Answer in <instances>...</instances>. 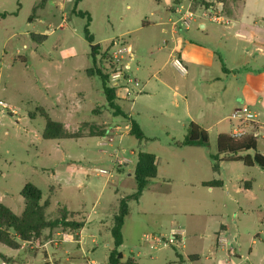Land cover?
Returning a JSON list of instances; mask_svg holds the SVG:
<instances>
[{
	"label": "rangeland",
	"instance_id": "rangeland-1",
	"mask_svg": "<svg viewBox=\"0 0 264 264\" xmlns=\"http://www.w3.org/2000/svg\"><path fill=\"white\" fill-rule=\"evenodd\" d=\"M174 1L0 0V100L17 112L0 108V201L21 215L26 202L22 191L31 183L42 191L41 203L48 202L49 219L58 218L61 207L85 210L92 216L94 204L99 205L98 211L106 206L109 215L114 200L137 190L133 172L138 154L152 153L157 155L159 173L139 201H129L124 244L119 249L126 258L134 257L137 264H264V168L222 161L225 156H218L216 136L229 129L227 118L233 110H205V126L224 118L211 131L208 148L183 145L192 121L183 109L184 102L174 94L186 81L169 60L174 44L170 20L175 16L168 13L167 5ZM208 1L194 0V7ZM222 1L232 15L243 2ZM88 24L92 43L85 33ZM193 34V29L187 34L179 32L185 42ZM97 44L102 49L94 58L91 46ZM123 47L134 51L138 62L148 63L155 55L154 73L159 70L160 74L135 106H126L129 99L117 96L116 104H121L124 114L120 115L106 100L102 78L88 70L96 65L108 76L121 70L122 76L134 77L132 69H125L127 55L114 61L113 55L121 56ZM159 80L161 90L157 89ZM78 87L91 94L84 103L68 101L66 105L64 101L51 108L55 94L63 91L68 95ZM40 107L57 121L69 108L73 120L65 125L66 130L80 132L85 139H44L46 119ZM190 109L195 119L202 114L193 104ZM130 115L141 124L145 139L131 135ZM261 135L257 151L264 156V133ZM70 170L83 175L81 185L56 174ZM213 181L222 185L210 187ZM83 216L73 213L79 222ZM221 227L226 243L219 248ZM90 231H97L94 224H89L86 232ZM75 232L64 227L45 230L41 238L23 244L21 250L32 256L20 264H45L47 248L61 250L56 262L49 256L51 264H72L62 250L66 245L63 235ZM172 235L176 242L165 246ZM112 239L111 233L101 232L94 254L75 248L78 259L73 264H91L92 260L108 264ZM87 241L94 246L92 238ZM0 252L8 256L7 264H15L13 259L19 258V253L6 246L0 245ZM195 254L201 257L199 263L188 258Z\"/></svg>",
	"mask_w": 264,
	"mask_h": 264
},
{
	"label": "crops",
	"instance_id": "crops-1",
	"mask_svg": "<svg viewBox=\"0 0 264 264\" xmlns=\"http://www.w3.org/2000/svg\"><path fill=\"white\" fill-rule=\"evenodd\" d=\"M171 5L172 3L167 5V10L169 14L173 15V11L170 9ZM191 29H193L194 34L189 37L190 41L185 42V40L179 36L180 31L172 27L174 44L169 53V60L173 55H178L187 67V72L183 74L184 77H186V81L180 83L181 85L175 88L174 94L176 97L180 98V101L184 102L185 107L183 109L189 114L188 118L192 122L199 123V125L207 131L209 140L211 131L219 128L224 118L214 121L211 124L207 123L210 125L205 126V110L215 113L216 111L236 109L240 104H248L257 113L259 122L264 125V0H243L239 11L231 15V22L228 25L198 21L184 32L187 34ZM163 32L167 33V30L163 29ZM133 53L135 55V61L133 63L135 64H133L131 68L132 74L139 81L142 92L125 102L126 106L130 104V107L135 106L138 102H141L144 96H147V90L153 88L152 79H154L157 74H160L159 70L156 71L157 73H154L157 61L155 55H153L154 57L152 56V61L142 63L136 60V53L134 51ZM69 78L72 80L71 76H69ZM159 83L157 89L161 90V80H159ZM78 86L82 87L83 85L80 86L78 84ZM55 95L51 107L52 109L55 106H59L60 103L64 101L66 105L68 101H70L71 104L73 101L78 104H80L79 102L84 103L82 100L91 96L90 92L83 88H79L78 91L71 92L68 95L63 91ZM75 96L77 97L76 100L74 99ZM140 104L142 105L143 103ZM192 104L196 109L201 110L202 114L197 117L198 119H195V115L192 113V109H190ZM120 106L118 105V107ZM68 110L70 109H65V114H63L59 120V122L61 121L64 125L73 120L72 113ZM130 118L139 123L133 115L127 117L129 120ZM227 121L229 129L227 127L223 132L220 131L216 138H218L220 134L230 133L233 122H231L230 117L227 118ZM261 132L264 133V129H262ZM80 139H85V136ZM188 147L194 148L193 146ZM89 154L90 152H88L87 155ZM155 156L157 158V155ZM127 162L131 163V161ZM56 174L64 180L68 179V182H77L78 185H81L84 181L83 175L78 170L57 171ZM131 175L132 174H130V176ZM102 192L103 190L101 193ZM120 200L121 198L114 200L115 206L109 211V215L105 214L107 208L104 209V207L106 206H103L100 208L101 210L98 211L96 208H99V205L96 206L95 204L92 216L87 214L85 210L73 211L67 207H61L69 212L68 220H74V217L71 218V214L73 213H76L78 217H80L81 213L84 215L81 221L84 223V227L80 230H76V239L74 238L75 234L66 233L63 235V243L66 245H64L62 250H65L64 253L72 264L78 259L77 252L74 251L76 250L75 248L80 250L83 254H94L97 250V236L103 231L111 233L113 218L119 210L116 204H119ZM86 206L87 205L84 203L83 209L86 208ZM108 217H111V221ZM128 217L129 215L127 218ZM89 224H94L97 231L86 232L88 231ZM223 229L224 227H221L220 231L217 233L218 242L216 246L219 248L225 246L226 243V239L222 237ZM89 238H92L91 242L94 246H88L87 239ZM111 243L113 244L112 241ZM21 249L15 250L19 253V258L17 260L13 259L15 264H20V262L24 263V260L28 261V259H30L29 257L32 256L31 254H25L24 250ZM54 251H57V253ZM60 251L61 250H49V248H47V254L44 252V257L47 259L45 264H51L49 262V256H52V259L56 262L57 254L59 253L61 255ZM229 255H235V253L230 252ZM200 260L201 257L199 256V260L194 262L199 263ZM95 262V260H92L91 264H95Z\"/></svg>",
	"mask_w": 264,
	"mask_h": 264
},
{
	"label": "trees",
	"instance_id": "trees-1",
	"mask_svg": "<svg viewBox=\"0 0 264 264\" xmlns=\"http://www.w3.org/2000/svg\"><path fill=\"white\" fill-rule=\"evenodd\" d=\"M80 2L81 0H77ZM179 0H175L173 3H178ZM226 11L229 15H232V11L226 7ZM86 14H81L85 16ZM91 18L88 17L90 22ZM88 26L85 28L87 39L92 43V37L89 34ZM44 39L47 36H43ZM102 47L97 44L91 46V54L95 56L99 53ZM91 75L98 74L103 81V88L106 100L109 106L116 110L120 115H124L116 104V87L110 83V77L104 74L102 69L98 66H94L92 70H88ZM41 114L46 119L45 130L43 138L47 140H65V139H80L84 137L82 133H70L66 130L65 125L62 122L51 119L46 113L43 107L38 108ZM30 116L34 114L30 113ZM91 127H93L91 125ZM92 133V132H91ZM130 133L138 140L145 139V134L140 124L130 118ZM186 139L183 145L193 147H209V135L200 125L192 122L187 129ZM105 136V135H103ZM257 138L253 136L243 138H233L230 134H220L217 138V150L218 156L224 155L222 161L228 162H242L246 167H254L255 165L264 168V156L257 151ZM253 152V155L250 154ZM218 156L212 158L217 159ZM134 177L137 183L136 192L124 197L120 200L118 213L114 216L113 226L111 228V236L113 238V247L109 251L108 264H137L136 259L132 256L125 257V255L119 251L120 247L124 244L123 227L127 216L130 213L129 201H139L143 192L150 180L154 179L158 175L157 158L152 153L140 152L137 157L136 164L134 166ZM222 182L213 181L210 183V187L221 186ZM22 195L26 199L25 207L21 215L15 214L11 208L4 205L0 201V245L6 246L12 250H20L24 243L31 242L33 239H39L43 235L45 230H53L56 228L64 227V229L80 230L84 227V223L77 222L69 219V212L61 208L59 211L60 216L58 218L49 219L47 217L46 209L48 202L41 203L43 198L42 191L34 184L28 183L25 185ZM73 214H71V218ZM0 257L7 261L2 253ZM190 261L199 260V255H191L188 257Z\"/></svg>",
	"mask_w": 264,
	"mask_h": 264
},
{
	"label": "built area",
	"instance_id": "built-area-1",
	"mask_svg": "<svg viewBox=\"0 0 264 264\" xmlns=\"http://www.w3.org/2000/svg\"><path fill=\"white\" fill-rule=\"evenodd\" d=\"M170 9L173 11V16H175V19L171 20L172 27L177 31H186L198 21H207L218 25H228L231 22V15L227 13L225 3L222 0H209L208 4L199 5L197 9L194 7V0L180 1L176 4L172 3ZM119 54L121 56H118V54L113 55L114 61L118 63L124 59V54L127 55L128 63H126L125 69L130 70L132 68L131 63L135 61L134 53L130 51L129 47H123L119 50ZM170 60L176 70L182 74L187 72L183 61L178 55H173ZM111 65H113V62H111ZM111 65L109 68H111ZM109 77L111 84L116 87L117 96L121 95L124 99L130 100L142 92L139 81L135 77L122 76L121 70L109 74ZM0 108L10 109L12 113H17L14 108L1 100ZM230 120L233 124L228 134L233 138L253 136L258 139L262 136L261 131L264 129V125L259 122L257 113L248 104H241L233 109ZM174 242H176V239L173 235L165 243V246L168 244L173 245ZM0 264H7V262L1 260Z\"/></svg>",
	"mask_w": 264,
	"mask_h": 264
}]
</instances>
